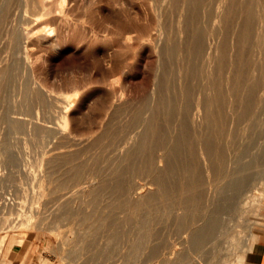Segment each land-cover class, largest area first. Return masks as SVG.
Masks as SVG:
<instances>
[{
  "label": "bare ground",
  "instance_id": "obj_1",
  "mask_svg": "<svg viewBox=\"0 0 264 264\" xmlns=\"http://www.w3.org/2000/svg\"><path fill=\"white\" fill-rule=\"evenodd\" d=\"M66 62L78 73L63 75ZM141 70L151 86L129 96ZM263 111L264 0H0V228L24 214L20 225L39 216L54 229L58 207L108 231L106 244L77 250L82 264H148L162 254L206 264L220 214L232 207L228 191L264 183L256 154L241 161ZM8 134L29 148L38 141L22 157L32 168L30 204L8 183L16 159ZM140 178L156 184L157 201L152 188L141 197ZM148 203L155 214L141 212ZM171 216L188 237L168 251ZM129 224L140 227L130 242Z\"/></svg>",
  "mask_w": 264,
  "mask_h": 264
},
{
  "label": "rangeland",
  "instance_id": "obj_2",
  "mask_svg": "<svg viewBox=\"0 0 264 264\" xmlns=\"http://www.w3.org/2000/svg\"><path fill=\"white\" fill-rule=\"evenodd\" d=\"M144 53H145L144 54L145 60L153 61L156 59V55H154L152 52H150V50L146 49V50H144ZM66 64H63V63H62V65L59 64L60 66L58 67L59 70H61V73L63 75L64 74L67 75V72L68 73L70 72L69 74L76 73V72L78 73L77 70L79 68H73L71 65L72 63L70 64V62L69 63L66 62ZM68 64H69V67H68ZM60 68H63L65 70L60 69ZM71 68H73L75 71L72 72L73 70ZM85 70H87V69H85ZM85 70H83L82 71L83 73H81V74L86 75L85 73L88 74L90 72L88 70H87L88 72ZM130 76H129L130 77L129 79H130V83H131L130 85L131 86L128 87V90H127V94L129 96H132L131 94H133L134 96H136L137 94H141L143 91H146L151 86L153 76L151 73H149L145 70H141L139 73H132ZM263 113H264V111L261 113V115L258 119V121L260 122V123L259 122L258 123H259V125L261 124V126H258L259 130L257 128V130H258L257 133H255L252 136L246 135L247 138L245 137L246 141H248L249 137L251 136L250 137L251 139L249 141V143L250 142L251 143L250 144L248 143V146L251 145L252 149H250V147H249V149H247L246 153H248V154L252 153V154L247 156V154L244 152L242 154L244 156L242 157V155H241V157H242L241 159H245V160H241L242 163H245L243 161H246V163H252L254 160L253 158H255L254 155L255 154L257 155L256 158H258L259 160L255 159L254 160L255 162L252 163V164H254V163L259 164V166L256 164H254V166H253L255 168V169H253V171L255 170L254 172H255L256 176L264 174V171L260 170V168H262L261 166L264 165V163L260 162L262 160L264 161V146H263L264 142L262 141L263 145L260 144V140H262L264 138V136H263V134H264V128H263V126H264L263 125L264 114ZM86 120H89V119H86ZM86 120H85V122H86ZM89 122H90V120L88 121V123ZM88 123L86 122L85 125L86 124L88 125ZM260 129H262L263 134L260 133ZM256 134L259 137L262 134L260 137L262 139L257 140V139H259V137L255 136ZM12 136H13V134L9 135L10 140L12 139L11 143H13L14 145L11 147V150L9 152L12 153L16 159H15L14 164H9L10 166L8 167V169L10 167H11L10 170L13 169L12 170L13 175L10 176L8 183L10 184L11 188L13 189V192L15 190V193L17 192L20 194V195L14 194V196H16L17 200L22 201V200L26 199V201H24V202L25 203L27 202L26 204H30L32 201L33 195L35 193V190H34L35 186H33L34 187V189H33L32 185H34V184H32L33 182L31 179L32 168L29 164H26V162H24L22 160L23 159L22 157L24 154H28L29 152L32 153V157H33V155H35V153H37L39 150V146L37 147L38 141H37V138H36V140H34L37 143L34 141L33 142L31 141L32 147L30 146V148H29L27 146V144L21 138H16V137H12ZM253 136H255L257 139L255 137L253 138ZM13 138L15 139V141L13 140ZM255 143L257 144V146L259 145V146H263V147L262 148L257 147ZM33 149H35V151ZM234 150H235V148L233 149V151ZM251 150H253L254 152H252ZM259 152L261 153V155L259 154ZM258 154H259V156H258ZM245 156H246V158H244ZM262 156H263V158H262ZM256 169L259 171H257ZM262 169H264V166ZM175 174L178 175L179 173H175ZM177 175L175 177L179 178L180 176L179 175L177 176ZM145 178L147 179V177H142V179H144V180H145ZM142 179L141 178L139 179V181L141 183L138 181V183L141 185L140 189L145 193L148 189L152 188V190H148V191H151V193H152V191L155 192L156 184H154V183L152 184L151 181L148 182V181H144ZM80 181H81L80 186L83 185L82 187H84V182H85L84 179L80 180ZM25 188H27V190ZM32 189L34 190L33 192H32ZM21 190H23V191H21ZM146 193H147V196L146 195L141 196V197H143L144 200L149 199L150 193H148V192H146ZM152 194H155V196L151 197L152 199H155V197L159 198L157 192L152 193ZM228 194H229V196H231V198L227 199V203L231 202L232 207L224 209L220 214L221 215L220 216L221 217V223H223V224H221L222 228L218 231L219 234H217L218 240L216 239V241L218 243L215 242L214 243L215 246L213 245V243H211L213 245V247H212V245H211V247L209 246V248H212L213 251L211 250L210 253L208 254L209 257L207 256L208 259H207L206 264H215L214 260L217 258L219 260L217 259L216 262L222 261V264H247L250 257L253 256V253L255 251V245H256V241H257L256 233L260 230V228L262 226H264V183H259V184H257L256 187H251V189H249V190H246V191L243 190L242 192H239L237 195L234 194L233 190L228 191ZM21 195H22V197H20ZM259 196H262V197H260L261 200H259V201H261L260 202L261 203L260 208H258L259 206L255 204V202L258 201L257 198H259ZM157 198L155 199V201L158 200ZM255 205L258 207L256 208ZM174 207H176V208H174ZM254 207L257 210L258 209L259 210L256 212L253 211V210H255ZM139 208H141L140 209L141 212L144 211L142 213L145 215H147V213H149L151 215L154 213V210H156V209H154V205L149 204V203H148V205L143 204L142 207H139ZM126 209H129L131 212L129 210L127 211ZM126 209H124L125 211L123 210L125 213H129V212L134 213V210H135V209L132 210V208H126ZM227 209L229 211H227ZM242 209H245L243 211V213L239 212ZM140 210L137 209V211L139 213H140ZM123 211L122 210L118 211L117 215H118V213H120L119 214L120 216L119 215L118 216L122 217L123 215H125V214H122ZM145 211H146V213H145ZM177 211H178L177 206H175V205L172 206V213L173 214L171 213V215L174 216L175 213L178 214ZM51 213L57 214V221L58 222H56V224L54 222V225L56 226L59 223L61 224V225L59 224L60 226L57 225L56 227H54V229H52L53 227H51L49 225L52 222H50L49 224L40 223L37 219V218H39V216H37V217L33 216L30 224H28L26 227H25V225L24 226L20 225L19 218L23 217L24 214L18 215V218L16 216L15 220L18 222V224H16V222H15L16 226H12L8 229L0 228V245H2L0 253H2L3 248L5 246H8L9 244H16L17 247L21 248V250H19L20 251V257L24 258L26 256L27 248L30 247L31 244H34V246H36L37 249H36V254L34 256H32V258L30 257L31 258L30 259L31 264H79L80 260L76 254L77 250H79L80 248H82L86 244H92V243H96L98 241L99 242L101 241V243L104 242L106 244L107 241L108 242L110 241L106 238L107 234L105 235V233H108V231H106V229L104 230L103 227H101V228L93 227L92 221L85 220L80 215H76L74 219H71L68 213L62 212L58 207H54L51 210ZM254 214H256V216H254ZM15 215H17V214H15ZM171 217H170L171 222L168 221L169 223L168 222L165 223L166 225L168 224L167 225L168 227L165 224H163V230L165 229L164 233L168 237L167 240L168 239L172 240V241L168 240V243L169 244H170V242L172 243L173 239H175V241H174L175 243L173 242L172 244L169 245L170 249H168V251H171L172 248L173 249H180L179 247H181V245H182L181 249H183V244H186V242L184 243V241L188 237V234H187L188 232H186L184 230H180L181 228L179 229L177 226L178 222H176L177 224L175 225L174 217H172L173 221L171 220ZM175 218H176L175 220L177 221V217H175ZM125 226H127L128 229L131 226V228H132L131 232L134 234V235H132V233H131V235L134 237L131 238V236H130V238L128 240V242H130L131 239L133 240L134 238H136L135 237L136 232L134 233V231H137L140 227L139 226L137 227V225H135L133 227V224H129V226L128 225H125ZM125 226H123L122 229H127V228H124ZM57 227H60L61 229L57 228ZM55 228H56V230L60 229L59 232H58V230L54 231ZM134 228H136V229H134ZM177 228H178L179 232H178ZM167 229H168L169 234L167 232ZM222 229H224V230H222ZM61 230H64V233ZM60 231L64 234L65 237H62L63 235ZM182 231H184V232L181 233ZM139 232H140V229H139ZM182 234L187 235V237L185 235H182ZM168 235H170V237H172L173 239L170 238ZM181 237H183V238L181 239ZM179 239H181V240H179ZM235 241H238V243H237L238 246L236 244H234ZM239 241H241V242H239ZM180 243H181V245H180ZM216 244H218V246ZM172 245H173V247H172ZM212 252H213V254H212ZM242 253L244 255H243V258L240 259L238 255H240V254L242 255ZM168 254H166V255L170 256ZM162 255H159L158 257H154V258L150 259V263L148 262V264H153V263H155V261H156L155 264H157V263L162 264L161 262H163L164 264H166V263L171 264V261H168L164 257L165 254L163 257H162ZM210 256L212 257V259ZM214 256H215V258H213ZM157 258L160 260V261L158 260L160 263L157 262ZM161 258L162 259L165 258V260L167 262L165 260L162 261ZM192 259H194V258H192ZM195 259L197 260V258H195ZM220 259H222V260H220ZM191 260H189L190 262L188 261L184 264H190L192 262L194 264L195 263L194 261H196V260H194V261H191ZM208 260L210 263L208 262ZM151 262H153V263H151ZM119 263L121 264V262H119ZM80 264H82V263L80 262ZM172 264H174V263H172ZM175 264H178V263H175ZM196 264H201V262H199L197 260ZM202 264H204V263H202Z\"/></svg>",
  "mask_w": 264,
  "mask_h": 264
},
{
  "label": "crops",
  "instance_id": "obj_3",
  "mask_svg": "<svg viewBox=\"0 0 264 264\" xmlns=\"http://www.w3.org/2000/svg\"><path fill=\"white\" fill-rule=\"evenodd\" d=\"M256 235L257 241L255 251L247 264H264V226L260 228ZM36 249L37 247L31 244V246L27 248L26 256L21 258L19 251L21 248L17 247L16 244H9L5 246L2 253H0V264H31L30 259L36 254Z\"/></svg>",
  "mask_w": 264,
  "mask_h": 264
}]
</instances>
